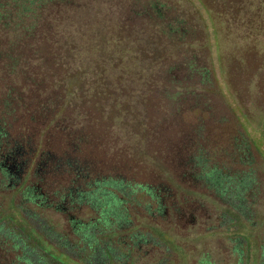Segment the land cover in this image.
<instances>
[{"label":"trees","instance_id":"trees-1","mask_svg":"<svg viewBox=\"0 0 264 264\" xmlns=\"http://www.w3.org/2000/svg\"><path fill=\"white\" fill-rule=\"evenodd\" d=\"M256 127L264 0H0V148L45 161L0 183V264H264Z\"/></svg>","mask_w":264,"mask_h":264},{"label":"rangeland","instance_id":"rangeland-1","mask_svg":"<svg viewBox=\"0 0 264 264\" xmlns=\"http://www.w3.org/2000/svg\"><path fill=\"white\" fill-rule=\"evenodd\" d=\"M249 131H250V135L252 139L256 141V146H258L257 147L258 151L262 153L261 156L263 157L264 156V143L262 140L260 127H256L255 129L249 130ZM259 161L263 163L262 158H260ZM30 186L31 185L29 184L27 188L29 189ZM28 194L29 192L27 191L26 195ZM18 201H19V196L14 197L13 202L18 203ZM10 203H12V201ZM259 210L261 211V215L259 216V219H255L254 226L251 227L252 229L254 228L253 230L249 229V226L247 225H244L241 227L242 233H244L246 236L247 235L249 236V242L251 245L252 252L250 253V255H248L249 257L248 262H251L253 260V257L256 254V249L259 246L264 244V208L260 207ZM256 221L261 222L260 225L256 226ZM225 237L226 236L223 234L220 237L218 236L216 239L215 237L208 238L209 240H207L206 238H203L202 240L198 242V244L200 246L201 245L204 246L205 249L207 248L214 249L215 253L220 252L221 255L224 256V261H222V264H227V261H228L227 252L229 248V245H228L229 242L226 240ZM166 242L167 243L168 242H172V243L178 242V244L182 246V249L178 250V254H179L178 257L179 258L184 257V258H181L180 260H178V264H194L193 263L194 257L191 256L193 254L190 252L194 248V246L191 244V242L189 243V241L188 242L180 241L172 236L167 238ZM218 249H221V251ZM170 259L171 258H168L167 260H170ZM172 259L174 260V262H176L175 256Z\"/></svg>","mask_w":264,"mask_h":264},{"label":"flooded vegetation","instance_id":"flooded-vegetation-1","mask_svg":"<svg viewBox=\"0 0 264 264\" xmlns=\"http://www.w3.org/2000/svg\"><path fill=\"white\" fill-rule=\"evenodd\" d=\"M36 148H31L27 152L21 150L0 148V183L6 182V186L11 190H25L28 185H36L45 167V161L40 160ZM42 159V158H41Z\"/></svg>","mask_w":264,"mask_h":264}]
</instances>
